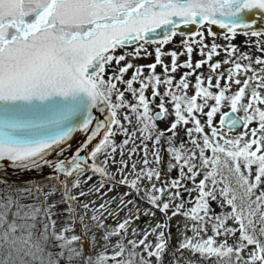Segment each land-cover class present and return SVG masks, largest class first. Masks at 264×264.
Returning <instances> with one entry per match:
<instances>
[{
	"label": "snow or ice",
	"instance_id": "obj_1",
	"mask_svg": "<svg viewBox=\"0 0 264 264\" xmlns=\"http://www.w3.org/2000/svg\"><path fill=\"white\" fill-rule=\"evenodd\" d=\"M262 23L264 0H0V264H264Z\"/></svg>",
	"mask_w": 264,
	"mask_h": 264
},
{
	"label": "rangeland",
	"instance_id": "obj_2",
	"mask_svg": "<svg viewBox=\"0 0 264 264\" xmlns=\"http://www.w3.org/2000/svg\"><path fill=\"white\" fill-rule=\"evenodd\" d=\"M244 39H246V38L243 37V36H238V37H236V39H235L234 42L237 43V44H240ZM179 40H180V37H177V38H176V42H177V44L179 43ZM218 42L221 43V44L224 43L223 39H220ZM147 47H148V51L151 52V53H153V55L150 56V57H148L147 59H138V60H134L133 62H134L135 64H138V65H146V64H150V63H153V62H154V46L149 45V46H147ZM172 48H173V45H172V44H169V45L165 46V49H164V50H165V51H168V50H170V49H172ZM131 50H132L131 48H128V49H127V51H131ZM186 59H187L186 56H181V57L179 58L180 62H183V61L186 60ZM198 59H200V57H199L197 54L194 53V55H193V60H194V62H195L196 60H198ZM164 61H165V63L170 64V62H171V61H170V57H164ZM225 67H227V66H225ZM182 71H183V70H179L176 74H174L175 77H176V79H179L180 75H182ZM203 71L207 72V68H204ZM157 72H158V73L161 72V69H160L159 67L157 68ZM130 76H131V72H129V73L125 76V79L129 78ZM241 78H243V77H241ZM190 80H191V84H194V83H195V78H194V77H191ZM223 82H224V81H222V83H223ZM134 86H135V87H138L139 85H134ZM120 87L123 88V85H121ZM234 90H235V88H233V91H234ZM161 91H163V88H161ZM147 94L150 96V91H149ZM188 94H189V95L194 94V88L191 87V85H190V87H189V89H188ZM209 103L211 104V103H214V102H213V101H209ZM226 109H228V108L225 107V108H223L222 110L224 111V110H226ZM207 110H208V109H205V111H207ZM201 119H202V122H203L204 118L201 117ZM218 120H219V115H217L216 117H214V124L218 125ZM160 125L166 127V125H165L164 123H161ZM256 126H257L256 123H253V124L251 125V127H256ZM205 130H206V132L208 131L207 128H206ZM233 134H235V133H229V135H233ZM119 139H120V137H117V140H119ZM178 142H179V141H178ZM189 146H190V145H189ZM209 154H210V153H209ZM117 158H118V157H117ZM167 159H168V158L166 157L165 165L163 166L165 169H166ZM113 170H114V169H113ZM172 175H175V173H173ZM45 176H47V175H45ZM45 176H40V177L33 178V179H30V180H31L32 183H37L38 181H40V180H41L43 177H45ZM16 181L19 183L20 181H24V180H16ZM89 183H92V182H89ZM85 187H87V186H85ZM118 191H124V189L121 188V189H118ZM110 195H112V194H110ZM55 198H58V197H55ZM87 199H94V197H88ZM29 202H30V201H29ZM217 211H219V209H217ZM159 218H160V214L157 213V217H156V219L152 220V223L155 224V223H156V220H158ZM146 220H147V218H144V219H142L141 221H138V223H139V225H140L141 228H143V227L145 226V221H146ZM178 221L180 222L181 226L184 224V220H183L182 217H176L175 219H173V220L171 221V225H172V228H171V232H172L171 244H172L173 247L176 246V244H177V242H178V240H179V238H180V237H179V233H178V231H177V227H176ZM134 226H135V225H134ZM129 238H131V237H129ZM149 239H153V237H149ZM169 260H170V256H166V257H165L166 264H167V261H169Z\"/></svg>",
	"mask_w": 264,
	"mask_h": 264
},
{
	"label": "water",
	"instance_id": "obj_3",
	"mask_svg": "<svg viewBox=\"0 0 264 264\" xmlns=\"http://www.w3.org/2000/svg\"><path fill=\"white\" fill-rule=\"evenodd\" d=\"M257 20H260V17L257 16ZM261 27H264V23L261 24ZM214 30L219 31L218 28H215ZM229 109H226L225 111H228ZM219 122V120H218ZM85 139V134L80 133V134H74V138L73 140L70 142V144L67 146L66 148V154L64 156L65 159L70 158V156L72 154H74V151L76 150V148L84 141ZM55 158V157H53ZM51 174V170L45 169V171L43 173H34L32 175V177H28V176H20L19 173L17 172H11L10 173V179L11 180H29V179H33V178H37L40 176H45V175H50Z\"/></svg>",
	"mask_w": 264,
	"mask_h": 264
},
{
	"label": "flooded vegetation",
	"instance_id": "obj_4",
	"mask_svg": "<svg viewBox=\"0 0 264 264\" xmlns=\"http://www.w3.org/2000/svg\"><path fill=\"white\" fill-rule=\"evenodd\" d=\"M225 111V110H224ZM161 128H164V126L160 125ZM181 135H183V133H181Z\"/></svg>",
	"mask_w": 264,
	"mask_h": 264
},
{
	"label": "trees",
	"instance_id": "obj_5",
	"mask_svg": "<svg viewBox=\"0 0 264 264\" xmlns=\"http://www.w3.org/2000/svg\"><path fill=\"white\" fill-rule=\"evenodd\" d=\"M26 202H29V201H26Z\"/></svg>",
	"mask_w": 264,
	"mask_h": 264
}]
</instances>
